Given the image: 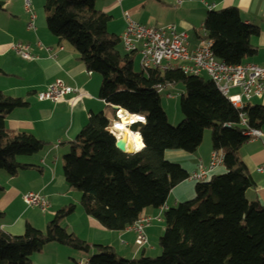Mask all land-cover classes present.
I'll return each mask as SVG.
<instances>
[{"label": "trees", "instance_id": "1", "mask_svg": "<svg viewBox=\"0 0 264 264\" xmlns=\"http://www.w3.org/2000/svg\"><path fill=\"white\" fill-rule=\"evenodd\" d=\"M96 1L43 3L49 31L68 42L89 71L100 74L99 98L112 110L111 116L107 111L91 113L62 156L65 181L81 192L85 212L105 229L119 231L132 226L144 208L163 206L171 189L190 175L165 158V151L194 152L207 128L213 150L223 153L224 171L197 180L193 198L164 211L159 255L125 258L109 245L95 244L87 264H264V207L245 194L254 180L238 153L250 138L249 129L264 128V105L247 103L238 109L212 79L187 74L178 62L163 69H135L137 53L119 49L120 37L107 29L111 17ZM203 28L214 55L227 63H242L256 52L250 37L259 28L245 23L235 6L208 11ZM0 74L5 73L0 69ZM178 82L184 86L179 101L183 118L174 126L157 86ZM27 104L0 90V170L11 176L32 167L19 161L20 156L36 154L46 144L31 132L6 127L7 115ZM114 106L144 117L129 126L145 140L140 150L127 153L116 147V136L107 129L109 118L118 120ZM74 210L73 203L60 207L44 230L26 224L23 234L10 235L0 228V264H30L31 256L49 242L88 250L89 243L62 224Z\"/></svg>", "mask_w": 264, "mask_h": 264}, {"label": "crops", "instance_id": "2", "mask_svg": "<svg viewBox=\"0 0 264 264\" xmlns=\"http://www.w3.org/2000/svg\"><path fill=\"white\" fill-rule=\"evenodd\" d=\"M0 1V69L5 73L0 74V90L28 102L27 106L16 108L7 115L6 127L10 131L31 132L46 142L36 154L18 158L32 167L21 169L13 176L0 170V185L4 187L0 192V211L3 212L0 228L10 235L23 234L26 224L44 230L60 207L73 203L74 212L64 218L62 224L89 243V249L79 250L59 242H49L31 256L30 264H87L89 257L96 252L95 244L109 245L125 258L150 256L148 252L158 251V241L165 228L159 223L164 211L194 193L193 179L189 177L175 185L163 206H149L142 210L139 219H152L143 227L147 239L144 245L136 244L137 232L132 226L110 231L88 215L80 203L81 192L70 188L65 181L62 156L69 151L68 142L87 123L91 113L110 112L107 104L99 98L100 75L89 71L77 58L73 47L68 42L59 41L49 31L44 0H31L35 15L34 27L31 29L27 28L30 17L22 0ZM228 6H235L245 23L259 28L258 34L250 37L256 52L244 62L263 64L264 0L96 1V7L111 17L107 23L110 33L118 36L123 33L126 26L124 13L128 12L132 19L147 26L175 24L178 32L186 34L189 49L197 46L208 11ZM16 42L29 45L34 58L23 59L19 56L12 47ZM136 55L140 57L139 53ZM55 79H61L76 88L78 93L67 94L56 102L39 100L37 93L46 89ZM247 103L264 105V91L261 97H253ZM260 130L262 135L251 136L239 147L238 153L254 180L245 194L249 200L264 207V173L257 170L258 166L264 165V128ZM212 151L211 132L206 130L194 152L167 150L164 156L177 161L191 173L200 164L208 166ZM223 171L222 164L209 171L207 177ZM29 191L37 192L48 200L46 211L23 201L22 195Z\"/></svg>", "mask_w": 264, "mask_h": 264}, {"label": "built area", "instance_id": "3", "mask_svg": "<svg viewBox=\"0 0 264 264\" xmlns=\"http://www.w3.org/2000/svg\"><path fill=\"white\" fill-rule=\"evenodd\" d=\"M24 8L29 13L30 20L27 28L34 27V12L31 0H23ZM211 7V6H210ZM126 26L119 36L126 52H137L141 56L140 64L144 68L163 69L174 62L179 63V67L187 74L200 75L205 73L214 81L221 93L238 109L245 107L246 102L253 97H261L264 91V63L256 64L242 62L237 64L227 63L217 58L211 48L212 42L205 37V31L201 33L198 44L195 48L189 49L186 41V34L178 32L175 24H167L159 27H152L141 24L132 19L128 12L124 13ZM14 51L23 59H32L29 45L16 42ZM157 87H162L158 85ZM232 89L238 92L232 93ZM78 93L74 87L67 85L61 79L50 82L46 89L37 93L39 100H49L56 102L70 93ZM171 97V94H167ZM144 122V117L138 120ZM246 116L240 114L241 124H246ZM112 122V121H111ZM111 124V123H110ZM130 125V124H128ZM109 132L116 136L108 126ZM251 136H260V129L251 128L247 131ZM223 164V153L221 150H213L210 154L207 167L200 164L197 170L190 173L193 180H203L209 171ZM257 170L264 173V165L257 167ZM23 201L29 206L38 207L41 211H46L49 207L48 200L41 194L29 191L22 195ZM160 218H158L159 220ZM150 217L138 219L133 225L137 232L136 244L144 245L147 242L143 227L151 222Z\"/></svg>", "mask_w": 264, "mask_h": 264}, {"label": "rangeland", "instance_id": "4", "mask_svg": "<svg viewBox=\"0 0 264 264\" xmlns=\"http://www.w3.org/2000/svg\"><path fill=\"white\" fill-rule=\"evenodd\" d=\"M22 2H23V0H22ZM118 47H119V49H121L122 48L121 44H119ZM140 59H141V56L140 57L138 55L135 56V58H134L135 69L140 68ZM98 75H100V74H98ZM202 75L207 76L205 73H202ZM100 78H101V76H100ZM183 90H184V86L180 82L175 83V84H168V85L161 87L159 89V93L161 95L162 107H163L164 111L166 112L169 123L171 125H174V126L178 125V123L183 118V114H182V112L180 110V106H179L180 96H181ZM231 91H232V93L238 92L237 89H232ZM167 94H171V97H168ZM108 111H110V113L112 112V110H110V108H108ZM206 130L211 132V130L208 128L205 129V131ZM168 159L173 161V162H177V161H174L172 158H168ZM62 169H63V165H62ZM196 181L197 180H193V184H192L193 188H194ZM194 196H195V190H194V193L190 197H185L186 199H183L182 201L191 199ZM161 218H162V220L159 223H160V225H164V227H165L163 216ZM156 219L158 220V218H156ZM157 250L158 251L148 252V254L152 257L160 254L159 241H158ZM119 256H123V255H119Z\"/></svg>", "mask_w": 264, "mask_h": 264}, {"label": "bare ground", "instance_id": "5", "mask_svg": "<svg viewBox=\"0 0 264 264\" xmlns=\"http://www.w3.org/2000/svg\"><path fill=\"white\" fill-rule=\"evenodd\" d=\"M119 120H113L109 125L112 132L123 138L125 149L128 152H135L143 148L145 144L144 138L137 131H132L128 124L140 119V115L130 113L127 110H119Z\"/></svg>", "mask_w": 264, "mask_h": 264}, {"label": "water", "instance_id": "6", "mask_svg": "<svg viewBox=\"0 0 264 264\" xmlns=\"http://www.w3.org/2000/svg\"><path fill=\"white\" fill-rule=\"evenodd\" d=\"M115 110H116V117L118 118V119H120V116H119V110H123V111H125V109H123V108H121V107H118V106H114L113 107ZM138 121V120H137ZM125 142L123 141V138L122 137H118L117 139H116V147L120 150V151H122V152H127V153H133V152H128L126 149H125Z\"/></svg>", "mask_w": 264, "mask_h": 264}, {"label": "clouds", "instance_id": "7", "mask_svg": "<svg viewBox=\"0 0 264 264\" xmlns=\"http://www.w3.org/2000/svg\"><path fill=\"white\" fill-rule=\"evenodd\" d=\"M118 120H119V119H118ZM134 122H135V121H134ZM131 124H132V123H131ZM131 124H130V125H131Z\"/></svg>", "mask_w": 264, "mask_h": 264}]
</instances>
